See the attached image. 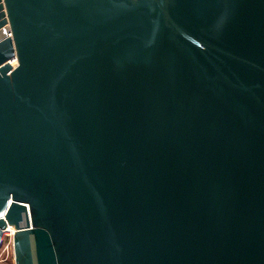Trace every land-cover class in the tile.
Masks as SVG:
<instances>
[{
  "label": "water",
  "instance_id": "1",
  "mask_svg": "<svg viewBox=\"0 0 264 264\" xmlns=\"http://www.w3.org/2000/svg\"><path fill=\"white\" fill-rule=\"evenodd\" d=\"M8 226L15 264H264V0H0Z\"/></svg>",
  "mask_w": 264,
  "mask_h": 264
},
{
  "label": "built area",
  "instance_id": "2",
  "mask_svg": "<svg viewBox=\"0 0 264 264\" xmlns=\"http://www.w3.org/2000/svg\"><path fill=\"white\" fill-rule=\"evenodd\" d=\"M10 62L13 66L17 65L16 58L11 59ZM14 232H15V229H9V226L3 230L0 248L3 247L2 249L4 251L12 249V251L14 252V240H13Z\"/></svg>",
  "mask_w": 264,
  "mask_h": 264
},
{
  "label": "rangeland",
  "instance_id": "3",
  "mask_svg": "<svg viewBox=\"0 0 264 264\" xmlns=\"http://www.w3.org/2000/svg\"><path fill=\"white\" fill-rule=\"evenodd\" d=\"M2 248H0V264H15V255L12 249L4 251Z\"/></svg>",
  "mask_w": 264,
  "mask_h": 264
},
{
  "label": "bare ground",
  "instance_id": "4",
  "mask_svg": "<svg viewBox=\"0 0 264 264\" xmlns=\"http://www.w3.org/2000/svg\"><path fill=\"white\" fill-rule=\"evenodd\" d=\"M9 229H14V227L9 226Z\"/></svg>",
  "mask_w": 264,
  "mask_h": 264
}]
</instances>
